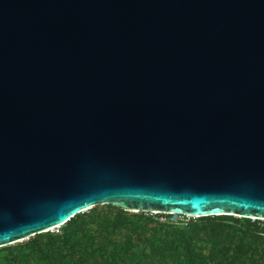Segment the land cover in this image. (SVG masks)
Segmentation results:
<instances>
[{"label":"water","instance_id":"95a60500","mask_svg":"<svg viewBox=\"0 0 264 264\" xmlns=\"http://www.w3.org/2000/svg\"><path fill=\"white\" fill-rule=\"evenodd\" d=\"M98 205L264 220V0H0V248Z\"/></svg>","mask_w":264,"mask_h":264},{"label":"trees","instance_id":"16d2710c","mask_svg":"<svg viewBox=\"0 0 264 264\" xmlns=\"http://www.w3.org/2000/svg\"><path fill=\"white\" fill-rule=\"evenodd\" d=\"M170 218L98 205L0 248V264H264V220Z\"/></svg>","mask_w":264,"mask_h":264},{"label":"built area","instance_id":"2783aa9c","mask_svg":"<svg viewBox=\"0 0 264 264\" xmlns=\"http://www.w3.org/2000/svg\"><path fill=\"white\" fill-rule=\"evenodd\" d=\"M153 214H155V213H153ZM157 214H161V213H157ZM166 215H171V218L169 219V220H171V221H176L175 219H173V217L174 218H182V219H180V220H184V218H185V221H186V219L187 218H190L189 216H183V215H176V214H166ZM179 220V219H178ZM160 221H162V222H164V221H166V218L164 217V216H161V218H160ZM56 229V228H55ZM54 230V229H53Z\"/></svg>","mask_w":264,"mask_h":264},{"label":"rangeland","instance_id":"374dc122","mask_svg":"<svg viewBox=\"0 0 264 264\" xmlns=\"http://www.w3.org/2000/svg\"><path fill=\"white\" fill-rule=\"evenodd\" d=\"M155 214H157V213H155ZM160 218H161V217H160ZM173 219H175V220H178V219H179V220H180V219H182V218H178V217H177V218H174V217H173ZM184 220H185V218H184ZM186 220H187V219H186ZM59 228H60V227H58V228H56V229H54V230H51V231H49V232H54V231L56 232L57 230H59ZM27 240H28V239H25V240H23V241H19L18 243H15V244H19V243H21V242H25V241H27ZM15 244H12V245H15Z\"/></svg>","mask_w":264,"mask_h":264}]
</instances>
